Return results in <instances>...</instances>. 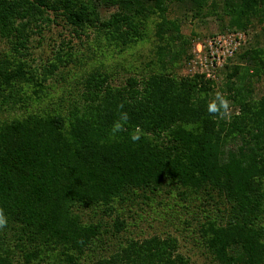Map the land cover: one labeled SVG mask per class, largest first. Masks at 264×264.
Masks as SVG:
<instances>
[{
  "label": "trees",
  "instance_id": "1",
  "mask_svg": "<svg viewBox=\"0 0 264 264\" xmlns=\"http://www.w3.org/2000/svg\"><path fill=\"white\" fill-rule=\"evenodd\" d=\"M178 7L264 35V0H0V264H190L172 234H130L133 213L164 198L200 208L212 264H264V44L225 61L220 82L178 74L190 57ZM50 23L91 37L95 55L66 97L52 83L72 47L43 64L28 55ZM144 40L142 68L116 83L104 53Z\"/></svg>",
  "mask_w": 264,
  "mask_h": 264
},
{
  "label": "rangeland",
  "instance_id": "2",
  "mask_svg": "<svg viewBox=\"0 0 264 264\" xmlns=\"http://www.w3.org/2000/svg\"><path fill=\"white\" fill-rule=\"evenodd\" d=\"M114 10L113 7L100 8V15L102 18H107ZM171 16H178L184 19L181 25V32L186 35L190 41L188 53L189 59L177 68V73L182 75H192L196 72L204 71L205 67L200 64V61L205 60L208 66L210 77L218 79L220 82L224 76L221 73L220 67L232 59L234 55L240 51L244 46L249 44H264V35L260 32V24L254 22L246 30H230L219 32L215 21L193 19L182 8H170ZM183 14L185 16L183 17ZM149 33L151 31L149 30ZM91 35V34H90ZM225 35L226 40L228 35L235 38L232 42L227 44L222 43L219 46L218 52L221 57L224 55L226 59L222 64H209L211 52L207 45L209 40H213L217 36ZM91 37L84 34H76L74 31L67 30L62 23H50L44 26L39 34H32L28 42L30 53L28 54L32 59V64H43L51 60L54 49L62 42L67 43L72 47L74 52L73 61L65 68H62L61 74H58L54 83H52V96L57 95L68 96L71 93L75 94L80 86V80L85 73L84 66L89 64L94 59L89 44ZM201 43L200 51L197 49V44ZM8 42L5 38L0 36V51H5L8 47ZM151 47L150 40L141 41L135 48H131L124 53L115 56L104 53V62L107 70L115 72V82L123 81L125 76H128L134 71L142 68V64L147 60L148 49ZM229 48L233 49L232 54L226 51ZM215 49V48H214ZM221 51V52H220ZM101 55V54H100ZM101 58V56H100ZM99 58V59H100ZM222 60V59H221ZM91 64V63H90ZM97 64V63H96ZM223 67V66H222ZM220 71V72H219ZM53 82V81H52ZM255 94L260 95L264 93V77L254 81ZM159 200V201H158ZM161 200V201H160ZM197 203V202H196ZM152 207L146 208V211L141 215L133 213L134 224L129 231L132 235L149 236L154 233L166 235L168 233L175 236L178 240L179 251L190 259V264H212L209 257L205 254L204 248L201 245L200 239L197 237L196 218L201 219L202 211L199 207L192 206L186 210L179 205H175L168 198L157 199L151 203ZM211 209V206H209ZM140 213V212H139Z\"/></svg>",
  "mask_w": 264,
  "mask_h": 264
},
{
  "label": "built area",
  "instance_id": "3",
  "mask_svg": "<svg viewBox=\"0 0 264 264\" xmlns=\"http://www.w3.org/2000/svg\"><path fill=\"white\" fill-rule=\"evenodd\" d=\"M227 38H229V40H226L225 35H221V36H217L213 40H209V42H208L207 45L209 46L210 50L214 46L213 47V51L211 52V57L209 59V64L211 66H214L213 63L222 64L223 63L222 61H224L226 59V57L224 55L222 57L220 56L221 53H223V52L220 51L221 53H219L218 50H220L219 49V46H221L222 43L227 44V42L230 43V42H232L235 39L234 37L232 38L231 35H228ZM197 49L200 51V49H201V43H198L197 44ZM226 51L229 52L230 54H232L233 49L230 50V48H229V51H228V48H227ZM201 63H202V66L205 67L206 73L204 71H200L199 73H205V75L207 77H210L209 76L210 75L209 69H208V66H206V64H205V60L203 62L200 61V64Z\"/></svg>",
  "mask_w": 264,
  "mask_h": 264
},
{
  "label": "clouds",
  "instance_id": "4",
  "mask_svg": "<svg viewBox=\"0 0 264 264\" xmlns=\"http://www.w3.org/2000/svg\"><path fill=\"white\" fill-rule=\"evenodd\" d=\"M221 103H223V101H222ZM209 111H216V106H215V104H210V105H209ZM122 118H123V119H126L127 117H126V115H125V116H123ZM119 127H120V125L117 124V125H116V129H119ZM130 139H131L132 141H136V140H138V139H139V135H138V133H137V132L132 133V135L130 136ZM3 222H4V221H3V218L0 217V224H2Z\"/></svg>",
  "mask_w": 264,
  "mask_h": 264
}]
</instances>
